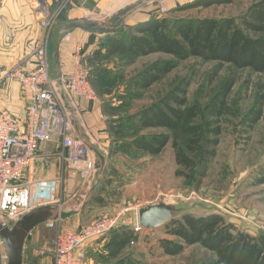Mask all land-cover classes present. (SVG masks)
<instances>
[{"label":"rangeland","instance_id":"374dc122","mask_svg":"<svg viewBox=\"0 0 264 264\" xmlns=\"http://www.w3.org/2000/svg\"><path fill=\"white\" fill-rule=\"evenodd\" d=\"M253 1L255 0H233L212 7L210 5V8L201 15L237 18ZM156 10L158 12V8L153 9L155 12ZM52 12L53 18H50V23L56 21L60 15L55 9ZM158 14L170 19L178 18L171 17L172 13L169 11ZM201 15L197 14V16ZM107 19L108 17L101 24L110 28L112 25ZM86 22L84 20L80 23L86 24ZM98 34L101 37L96 39ZM104 37L105 33L93 32L89 43L94 44L95 50L99 47L103 53L107 52L108 44H112L110 48L108 47V57L103 58L98 54L94 56L96 58L87 59L83 64L89 70V76L92 62L102 68L105 64L110 66L111 74L109 72L104 77L105 74L97 72L93 74L96 78L92 82L89 77L96 100H99L102 106V116L105 119L109 139L108 146L103 151L108 152L109 160L105 162L104 158V170L100 182L95 181V175L90 183L82 184V189L79 187L80 183L73 189L74 195L80 189L87 192L84 194L86 200L81 201L80 225L108 215L116 217V226L132 228L137 233V239L117 252L122 257H127L128 264H198L202 259L212 256L209 250L199 244L187 245L176 255H165L158 245L159 239L175 237L166 232L164 225L134 229L137 224L138 209L160 202L171 205L175 217L183 212L196 215L214 212L221 214L239 230L252 235L261 232L264 234V183L256 181L264 173V106L260 119L249 131H245L246 127L241 122L244 113L253 102L255 83L258 81L264 83V75L254 73L248 68L237 71L236 82L228 95L229 111L220 121L221 134L215 148V156L210 160L200 183L196 185L193 178L187 180L182 175L176 174V171L182 167L175 162L171 141L175 140L180 147H183L187 138L186 127L192 123L205 124V107L226 77L227 64L218 65V61H203L194 56L177 60L172 55L162 52L128 60L122 57L124 50L119 48L121 43L115 41L113 44V41L111 43L106 41L107 44H103ZM110 58L111 63H109ZM114 58L115 64H113ZM156 59L172 60L175 66L148 88L130 86L131 77ZM216 68L218 72L215 74L213 72ZM185 77L189 80L186 87V106L196 104L201 111L200 119L196 122L192 119L185 120L183 124L173 129L132 128L130 125L133 121L132 114L157 102L159 97ZM156 132L170 134V141L158 154H147L133 147L135 137ZM90 156L94 157L92 153ZM75 171L80 175L78 170ZM98 171L96 172L99 174ZM78 188L80 189L77 190ZM90 196L92 198L89 201ZM67 205H70L69 201L63 206L67 207ZM2 221L5 222L3 217H0V262L6 255L1 235L10 233L15 223L14 220H9L4 227ZM73 221H75L73 218L68 220L69 223ZM51 238L53 239L54 236L52 235ZM96 239L102 243L107 240L105 237ZM99 252L105 253V250L100 248ZM117 257L109 260L113 261Z\"/></svg>","mask_w":264,"mask_h":264},{"label":"trees","instance_id":"16d2710c","mask_svg":"<svg viewBox=\"0 0 264 264\" xmlns=\"http://www.w3.org/2000/svg\"><path fill=\"white\" fill-rule=\"evenodd\" d=\"M232 1L192 0L180 8L208 7ZM104 33L102 43L105 44L106 41L107 43L113 41V44L115 41L121 43L119 48L124 50L122 57L128 60L162 52L172 55L177 60L194 56L203 61H218V65L227 64L226 77L205 107L206 120L203 119L205 124L192 123L186 127L187 138L183 147H180L175 140L171 141L175 162L182 167L176 171V174L182 175L187 180L193 178L198 185L205 175L210 160L215 156V148L221 134L220 121L229 111L228 95L236 82L237 71L248 68L254 73L264 75V0L251 2L237 18L225 16L170 19L153 16L134 25L118 26L111 32ZM111 45L108 44L107 52L104 53L98 47L86 57V60H92L98 54L107 58ZM117 57L121 58V56ZM110 60L111 58L109 63ZM113 61L115 64V58ZM174 66L175 62L169 59L153 60L131 77L130 86L148 88ZM98 67L92 62L89 76L91 82L96 78L93 74L97 72L105 74L104 77L109 72L111 74L109 64H105L103 68ZM217 72L218 68L213 73ZM188 81L186 77L180 79L159 97L157 102L132 114L133 121L130 124L132 128L173 129L183 124L185 120L192 119L196 122L200 119L201 111L196 104L186 106ZM255 85L253 102L241 120L246 127L245 131H249L260 119L264 106V83L258 81ZM168 141H170L169 133L156 132L135 137L132 145L137 150L153 155L161 152ZM256 181L264 183V173ZM164 227L168 234L175 237L159 239L158 245L165 255H176L187 245L199 244L209 250L212 256L202 259L198 264H264V234L261 232L252 235L239 230L221 214L212 212L196 215L183 212L179 216L174 215ZM101 237L107 239L102 246L105 253L99 252L94 256L95 259L100 258L101 264L129 263L126 261L127 257H122L117 252L137 239V233L132 228L114 226ZM112 257L117 258L110 261Z\"/></svg>","mask_w":264,"mask_h":264},{"label":"crops","instance_id":"0c3cea01","mask_svg":"<svg viewBox=\"0 0 264 264\" xmlns=\"http://www.w3.org/2000/svg\"><path fill=\"white\" fill-rule=\"evenodd\" d=\"M58 1L0 0V81L3 82L0 90V107L9 109L16 116L24 114L27 104L31 101V94L17 80L6 78L5 70L15 64H19L25 72L35 68L33 51L35 46L44 40V33L39 25V5L46 4L54 10L57 8ZM136 1L71 0L68 2L59 12V17L48 29V36L45 39L51 76L57 78L70 75L76 60H81L84 63L86 57L95 50L94 44L89 43L90 35L93 32L104 33L93 28L80 26L67 28L68 23H78L82 26H88L91 23L102 25L101 22L108 17L107 20L111 23L110 25H114L116 24L115 15ZM160 1L172 13L170 14L171 17L178 18L210 17L201 14L207 8L216 6L181 9L183 4L192 0H143L122 17L117 27L134 25L153 16H159ZM157 8L158 12L157 10L156 12L153 11ZM197 14L201 16H197ZM84 20L87 21L86 24H81L80 22ZM99 37L101 36L98 34L96 39ZM63 97H65L66 104L70 103L69 108L74 119L72 133L82 137L88 143L97 164L95 171H100H98L99 174H96L95 181H99L104 170V168L99 167L100 155L104 156L105 162L109 160L108 152L103 151L108 146L109 139L105 119L102 116L101 103L96 98L87 100L73 97L67 91L63 93ZM60 149V143L56 138L40 142L32 163L23 174V180H44L60 177L52 192H54L55 199L63 200V205L68 201L70 204L67 207L62 205V208L57 210L50 201V197H53L50 189L47 196L44 186L36 188L34 202L37 206L25 216L29 221L45 220L32 226L25 236L22 247V262L28 264H53V239L51 236H54L55 228L47 226V222L53 220L54 216L60 215L62 228L77 229L81 221V201L87 198L83 194L84 191L81 190L82 184L90 183L95 176L91 175L89 180H85L81 176V172L78 171L79 175L75 171L77 169L68 168L60 157ZM79 183L81 189L78 188L77 190H80L77 193L82 192L83 199L78 204L72 205L75 194L73 189ZM91 198L92 196L89 199L91 200ZM71 218L75 221L69 223L68 220ZM96 240L95 238L84 243L83 251L86 255L84 264H101L100 260L97 261L94 256H97L103 243Z\"/></svg>","mask_w":264,"mask_h":264},{"label":"built area","instance_id":"2783aa9c","mask_svg":"<svg viewBox=\"0 0 264 264\" xmlns=\"http://www.w3.org/2000/svg\"><path fill=\"white\" fill-rule=\"evenodd\" d=\"M71 0H59L56 12H59ZM167 9L162 1L159 12ZM39 25L44 33L43 42L37 44L33 51L35 68L25 72L19 64L5 70V77L15 79L31 94L22 116H16L9 109L0 107V217L5 222L17 220L25 216L37 205L34 202L35 190L44 186L54 208L59 210L62 203L55 199L53 188L60 177L53 179L23 180L25 169L35 157V151L40 142L53 138L60 143V157L68 168L78 169L85 180L96 175L94 157L90 156L88 143L80 136L72 133L73 116L70 103H65L64 92L73 97L83 99L96 98L94 89L89 81V70L81 60H76L70 75L53 78L49 68V58L45 39L51 27L53 18L51 8L46 4L39 5ZM0 81V90L2 87ZM68 105V106H67ZM59 225L56 227L55 222ZM116 225V217L104 215L98 219L79 225L77 229H62L60 217L48 221L47 226L55 228L53 238V264H84L86 255L83 245L86 241L98 238ZM135 230L141 229L135 225ZM6 255L0 264H6ZM21 264H28L22 262Z\"/></svg>","mask_w":264,"mask_h":264},{"label":"water","instance_id":"95a60500","mask_svg":"<svg viewBox=\"0 0 264 264\" xmlns=\"http://www.w3.org/2000/svg\"><path fill=\"white\" fill-rule=\"evenodd\" d=\"M142 1L143 0H137L132 5L118 12L115 15L116 24L112 25L110 28H106L97 23H91V25L89 24L88 26H82L78 23H68L66 27L71 28V27L80 26L84 28H93L101 32H111L121 22L122 17ZM100 159L103 160L102 155H100ZM81 198H82L81 192L74 195L72 200V205L78 204L81 201ZM173 212L174 211L171 205L161 202L157 204L141 207L137 211L138 225L144 228H156L158 226L164 225L172 217H174ZM26 218L27 216H23L21 219L16 221L13 224L10 233L1 235L2 242L4 243V247L6 251V264L22 263V247L25 236L27 235L28 231L32 228V226L45 220V219H38L34 221H29ZM2 226L5 227V223H2Z\"/></svg>","mask_w":264,"mask_h":264},{"label":"bare ground","instance_id":"6f19581e","mask_svg":"<svg viewBox=\"0 0 264 264\" xmlns=\"http://www.w3.org/2000/svg\"><path fill=\"white\" fill-rule=\"evenodd\" d=\"M167 9V8H166ZM168 11V10H167ZM160 13V12H159ZM92 158V157H91ZM93 159V158H92ZM93 161L95 162V159H93ZM100 161V164H99V167L100 168H103L104 167V156H103V160H99ZM96 164V163H95ZM95 166H97V164L95 165ZM96 168V167H95ZM78 170V169H77ZM79 171V170H78ZM79 172H81V171H79ZM82 174V173H81ZM82 193V192H81ZM83 194H85V192L83 193ZM82 194V195H83ZM81 199H83V198H81ZM29 213V212H28ZM27 213V214H28ZM56 217H60V225H61V216L60 215H57V216H54V218L53 219H55ZM20 219V218H19ZM18 220V219H17ZM16 221V220H15ZM55 222V225H56V227L59 225V223L57 222V221H54ZM136 225H138V220H137V224ZM116 226V225H115ZM139 226V225H138ZM140 228H144V227H141V226H139ZM63 229V228H62ZM104 235V234H103ZM101 237V236H100Z\"/></svg>","mask_w":264,"mask_h":264}]
</instances>
